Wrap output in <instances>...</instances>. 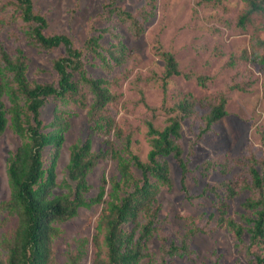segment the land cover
<instances>
[{"label":"rangeland","instance_id":"rangeland-1","mask_svg":"<svg viewBox=\"0 0 264 264\" xmlns=\"http://www.w3.org/2000/svg\"><path fill=\"white\" fill-rule=\"evenodd\" d=\"M33 1L36 12L48 20L49 35L65 34L77 48H83L91 35L105 30L103 47L118 40L126 45L127 60L122 66L105 68L91 60L88 71L92 77L108 80L119 95L112 115L119 129L132 136L133 152L143 161H147L151 150L147 122L152 120L158 128H164L174 115L166 110L173 100L189 93L199 101L214 103L220 95L227 96L229 115L209 132L202 134V117L209 107L197 106L196 113L182 122L181 144L188 173L183 183L181 169L168 158L172 184L160 190V216L144 264H162L164 258L168 264H256L248 249L249 237L238 241L221 223L218 206L225 200L227 217L247 226L246 219L254 216L244 206L255 195L252 187L245 186L227 200L221 185L238 180L251 183L248 166L253 158L263 157L264 48L252 43L264 41V17L255 16L245 29L239 28L238 19L246 9L244 0H215L202 5L198 0H156L153 10L147 0H115L116 7L140 19L143 32L139 34L107 7L112 0ZM13 2L0 0V41L11 53L23 49L31 83H56L53 61L64 54L63 48L45 50L34 45L26 36V25ZM160 45L175 55L183 73L207 77L206 86H200L194 77H172L164 94L165 66L158 51ZM56 109L67 113L70 122L57 167L59 183L66 178L73 144L90 137L96 153L107 149L106 141L121 147L115 132L93 130L87 109L72 102L49 99L42 108L46 124L52 121ZM21 143L11 129L0 136V205L11 194L7 160ZM44 157L47 161L49 149ZM210 163L216 168L206 170ZM117 174L115 160L101 159L88 175L90 196L97 195L103 177L110 179ZM102 208V204L81 208L76 217L59 225L61 234L54 242L53 264H67L69 254L76 251L81 240L88 243L80 264L93 263V238ZM17 225L15 215L0 209V259H5L4 243ZM184 243L188 246L184 254H165L171 244L182 247Z\"/></svg>","mask_w":264,"mask_h":264},{"label":"trees","instance_id":"trees-1","mask_svg":"<svg viewBox=\"0 0 264 264\" xmlns=\"http://www.w3.org/2000/svg\"><path fill=\"white\" fill-rule=\"evenodd\" d=\"M147 1L153 10L156 0ZM213 1L198 0V5ZM244 1L246 9L237 23L242 29L255 16L264 17V0ZM13 5L26 25V36L34 45L45 50L63 48L64 54L53 61L56 83H31L29 61L23 49L16 48L11 53L0 41V136L11 129L22 141L7 160L11 194L0 209L15 215L18 225L13 236L4 243L7 255L0 259V264H53L54 242L61 234L59 225L76 217L81 208L96 204H102L103 208L93 238L96 251L92 264H144L149 256L148 242L156 232L160 216V190L172 184L168 158L178 164L183 183L188 173L181 144L182 122L196 113L197 106L209 107V112L202 117V134L209 132L229 115L227 96L220 95L214 103L199 101L189 93L173 100L166 110L174 115L164 128H158L152 120L147 122L151 150L147 161H143L133 152L132 136L119 129L112 115L119 95L108 80L92 77L88 71L91 60H97L105 68L122 66L127 60L126 45L118 40L103 47L101 40L105 30H98L86 40L83 48H77L65 34L46 33L48 20L36 12L33 0H14ZM107 7L117 12L121 20L129 22L137 33L143 32L140 19L116 7L115 0ZM252 44L264 48L262 40L257 39ZM158 51L165 66L164 94H167L168 81L172 77L184 76L188 80L194 77L182 72L171 51L161 45ZM194 78L200 86H206L207 77ZM49 99L72 102L87 109L92 129L107 134L115 132L122 141L121 147L106 141L107 149L96 153L90 137L73 144L66 178L59 183L57 167L70 122L67 113L58 109L50 123L44 122L42 108ZM47 149L49 158L46 161ZM103 158L116 161L118 174L110 179L103 177L97 195L90 196L88 175ZM252 161L248 166L251 183L238 180L221 185L227 200L238 195L245 186L255 190V195L244 204L254 214L246 219L249 226L227 217L225 200L220 201L218 213L221 223L238 241L249 237L248 249L255 263L264 264V153L260 160L253 158ZM205 168L209 170L216 165L210 163ZM87 243V240L79 241L76 251L69 254L67 264H80ZM187 248V243L182 247L171 244L165 254H184ZM162 264H168L165 258Z\"/></svg>","mask_w":264,"mask_h":264}]
</instances>
